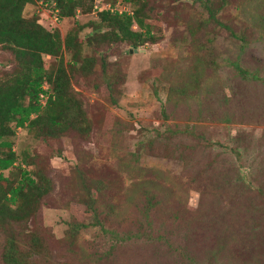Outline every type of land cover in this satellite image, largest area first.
Wrapping results in <instances>:
<instances>
[{
  "label": "rangeland",
  "instance_id": "obj_1",
  "mask_svg": "<svg viewBox=\"0 0 264 264\" xmlns=\"http://www.w3.org/2000/svg\"><path fill=\"white\" fill-rule=\"evenodd\" d=\"M150 1L148 22L162 40L139 50L114 44L104 55L123 77L117 105L98 70L73 81L93 122L90 139L36 141L24 129L12 139L17 154L46 161L54 181L40 214L51 252L79 264H264V85L254 81L264 78V0ZM35 14L63 36L98 19L77 12L55 23L41 2L25 10ZM91 33L87 27L81 39ZM11 61L0 50V73ZM57 63L46 58L49 69ZM99 180L110 187L105 202L121 212L114 222L99 215L92 226L77 198L85 200ZM136 182L154 188L159 205L148 213L132 190ZM73 223L92 227L70 247Z\"/></svg>",
  "mask_w": 264,
  "mask_h": 264
},
{
  "label": "trees",
  "instance_id": "obj_2",
  "mask_svg": "<svg viewBox=\"0 0 264 264\" xmlns=\"http://www.w3.org/2000/svg\"><path fill=\"white\" fill-rule=\"evenodd\" d=\"M100 1L102 7L108 6ZM39 2L52 12L58 11L60 21L75 18L77 12L95 13L96 6V0L95 5L94 0H0V50L12 57L11 68L0 73V264H79L62 261L51 252L49 230L40 223L41 211L55 192L46 161L38 162L26 150L17 154L12 139L16 130L24 129L36 141H60L71 135L89 140L93 122L73 81L78 76L89 78L98 70L101 84L108 89L109 103L117 105L114 91L123 77L104 57L109 47L122 43L139 50L147 44H158L163 37H158L148 22L153 14L150 0H122L132 15L104 10L97 13L95 22L78 26L65 36L42 26L36 14L25 16L27 6ZM87 27L92 33L84 41L81 33ZM194 37L195 46H201L203 40L198 34ZM86 46L93 50L92 55L85 53ZM65 55L71 59L67 61ZM47 57L58 62L56 68H47ZM242 74L246 76L241 70ZM254 81L264 85V78L254 77ZM44 86L51 90H44ZM152 189L148 182L132 186L145 202L144 213L159 205L152 203ZM109 191L102 180L92 181L86 199L77 198L92 213V226L100 225L99 215L111 222L120 216V205L105 202ZM92 226L70 224L67 245L74 247L82 231Z\"/></svg>",
  "mask_w": 264,
  "mask_h": 264
},
{
  "label": "built area",
  "instance_id": "obj_3",
  "mask_svg": "<svg viewBox=\"0 0 264 264\" xmlns=\"http://www.w3.org/2000/svg\"><path fill=\"white\" fill-rule=\"evenodd\" d=\"M104 10H110L111 12L118 11L120 14L126 12V13H129V14L132 15V12L129 9L123 8L122 10H118V9L115 10V9L111 8L110 6L109 7H102L101 1L100 0H96V6H95V13L94 14L97 15L98 12L100 13V12H103ZM53 14H54V17H53L54 22L55 23L60 22V17L57 15L58 11L53 12ZM44 90L48 91V90H50V88L48 86H44ZM45 101L46 100H45L44 96H42V102L41 103L43 105L46 104Z\"/></svg>",
  "mask_w": 264,
  "mask_h": 264
},
{
  "label": "water",
  "instance_id": "obj_4",
  "mask_svg": "<svg viewBox=\"0 0 264 264\" xmlns=\"http://www.w3.org/2000/svg\"><path fill=\"white\" fill-rule=\"evenodd\" d=\"M137 52V51H136Z\"/></svg>",
  "mask_w": 264,
  "mask_h": 264
}]
</instances>
